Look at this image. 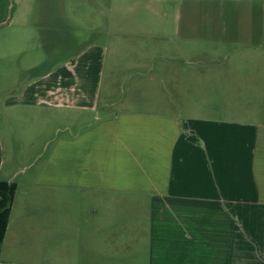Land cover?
Returning <instances> with one entry per match:
<instances>
[{"label":"crops","instance_id":"obj_1","mask_svg":"<svg viewBox=\"0 0 264 264\" xmlns=\"http://www.w3.org/2000/svg\"><path fill=\"white\" fill-rule=\"evenodd\" d=\"M163 2L201 16L121 21L120 67L90 44L10 99L55 122L37 168L55 247L79 232L81 264H264V0ZM11 212L0 264L16 262Z\"/></svg>","mask_w":264,"mask_h":264},{"label":"rangeland","instance_id":"obj_2","mask_svg":"<svg viewBox=\"0 0 264 264\" xmlns=\"http://www.w3.org/2000/svg\"><path fill=\"white\" fill-rule=\"evenodd\" d=\"M181 6L163 0H0V22H5L0 25V182L16 185L11 212L14 264H81L75 255L81 250L75 248L79 232L61 234L60 243L66 246L55 247L54 203L39 197L54 192L51 188L44 191L38 184L37 168L45 152L43 138H54L55 122L52 127L44 126L37 112L13 107L10 99L19 97L39 76V66L49 63L55 67L90 44L104 45L109 65L116 62L120 67L118 48L132 45L133 40L120 39L119 23L126 21L141 28L146 20L201 16V9L183 10ZM93 30L100 32L95 35ZM122 77L118 75L119 80ZM102 84L104 91L106 79ZM116 96L121 97L118 88ZM190 110L195 114L201 106H190ZM60 207L58 210L70 208L66 202ZM71 209L79 212L72 222L82 230L87 219L82 214L83 203L75 202ZM62 222L63 229L69 231L70 223ZM18 229L22 234L17 238ZM71 244L76 245L71 248Z\"/></svg>","mask_w":264,"mask_h":264},{"label":"trees","instance_id":"obj_3","mask_svg":"<svg viewBox=\"0 0 264 264\" xmlns=\"http://www.w3.org/2000/svg\"><path fill=\"white\" fill-rule=\"evenodd\" d=\"M15 192V184L0 182V251L7 230Z\"/></svg>","mask_w":264,"mask_h":264}]
</instances>
